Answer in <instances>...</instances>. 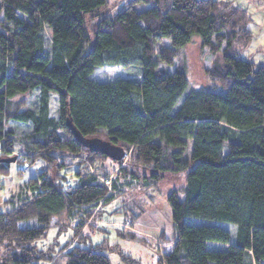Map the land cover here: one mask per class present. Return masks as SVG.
Listing matches in <instances>:
<instances>
[{"label": "trees", "instance_id": "trees-1", "mask_svg": "<svg viewBox=\"0 0 264 264\" xmlns=\"http://www.w3.org/2000/svg\"><path fill=\"white\" fill-rule=\"evenodd\" d=\"M107 4L0 0V158L17 151L42 161L1 203L0 264H110L100 245L82 244L89 221L166 176L184 185L167 196L174 233L160 234L169 247L160 264H264V67L241 57L251 41L246 12L218 0H128L110 15ZM195 37L218 56L205 76L220 92L189 90L183 72L159 67ZM97 67L106 81L90 78ZM12 123L29 129L17 135ZM72 129L102 134L129 153L126 162L90 151ZM125 209L130 224L140 219ZM76 212L83 219L72 226ZM190 216L231 223L234 233ZM51 227L72 236L38 249Z\"/></svg>", "mask_w": 264, "mask_h": 264}, {"label": "rangeland", "instance_id": "rangeland-1", "mask_svg": "<svg viewBox=\"0 0 264 264\" xmlns=\"http://www.w3.org/2000/svg\"><path fill=\"white\" fill-rule=\"evenodd\" d=\"M107 13H115L128 0H107ZM223 3H231L235 7L243 9L248 18V29L251 34L249 45L243 50L241 57L254 63L256 66L264 67V0H218ZM151 4H136L138 11L149 8ZM166 46H170L169 41H165ZM218 57L210 53L201 45L200 40L195 37L192 41L177 50L171 66L160 64L159 67L171 73L177 69L185 74L189 90H209L220 92L221 89L213 87L205 76V69L211 65L212 61ZM108 74L104 67L94 69L90 78L97 82L107 80ZM33 99V97H32ZM13 125V123L11 124ZM13 127L17 135L28 131V126L15 124ZM95 138L104 139L102 134H97ZM192 141L188 140L185 155H190ZM129 153L125 152L122 163H125ZM7 159L16 158L14 162L8 163L11 168L8 173L0 171V209H8L9 206H2V202L9 193L17 194L18 186L36 173L42 166V161L37 159L34 164H29L25 158L20 157L19 152H11ZM4 158V157H3ZM17 161V162H16ZM114 171L117 167H114ZM69 184H74V178L67 173ZM2 184V185H1ZM184 179L180 177H163L158 186L150 189L133 188L126 191L118 200L100 209L89 222L93 227H88L83 231L85 237L82 242L85 246L100 245L101 251L105 254L110 264H160L158 262L163 250H168V246L159 241L160 234L171 237L174 233L171 209L167 203V196L173 189L183 187ZM17 189V190H16ZM124 199V200H123ZM123 204V206H121ZM126 205L140 211V219L133 224L129 223L128 217L131 212L125 209ZM71 219V225L82 221V213L76 212ZM126 222H124V220ZM185 222L194 225L219 226L234 233V225L227 222L202 219L197 217H186ZM102 226V227H101ZM134 235V238L128 235ZM72 236V229L66 227L60 230L58 227H51L44 237L36 240L34 245L38 249L52 247L57 249L64 245ZM167 248V249H166Z\"/></svg>", "mask_w": 264, "mask_h": 264}, {"label": "water", "instance_id": "water-1", "mask_svg": "<svg viewBox=\"0 0 264 264\" xmlns=\"http://www.w3.org/2000/svg\"><path fill=\"white\" fill-rule=\"evenodd\" d=\"M72 132L76 140L81 145L88 148L90 151H98L99 153L108 156L112 160H117V161H121L122 158L124 157L125 151L119 146L113 145L108 141L95 137L85 138L75 129H72ZM15 159L16 158L14 157L12 159L0 158V163L14 162Z\"/></svg>", "mask_w": 264, "mask_h": 264}, {"label": "built area", "instance_id": "built-area-1", "mask_svg": "<svg viewBox=\"0 0 264 264\" xmlns=\"http://www.w3.org/2000/svg\"><path fill=\"white\" fill-rule=\"evenodd\" d=\"M101 180H102V181H104L106 185H109L110 178H108V180H107V179H106V180H104V179H101Z\"/></svg>", "mask_w": 264, "mask_h": 264}, {"label": "crops", "instance_id": "crops-1", "mask_svg": "<svg viewBox=\"0 0 264 264\" xmlns=\"http://www.w3.org/2000/svg\"><path fill=\"white\" fill-rule=\"evenodd\" d=\"M1 185H2V184H1ZM19 187H20V186H18V188H17V189H19ZM0 188H1V186H0ZM17 189H16V190H17ZM11 195H12V193H9V195H8V197H7V198H9Z\"/></svg>", "mask_w": 264, "mask_h": 264}]
</instances>
